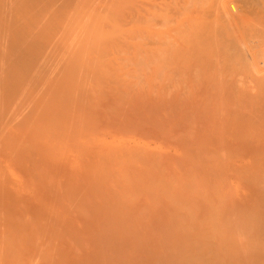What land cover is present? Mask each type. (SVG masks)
<instances>
[{"label": "bare ground", "instance_id": "1", "mask_svg": "<svg viewBox=\"0 0 264 264\" xmlns=\"http://www.w3.org/2000/svg\"><path fill=\"white\" fill-rule=\"evenodd\" d=\"M0 264H264V0H0Z\"/></svg>", "mask_w": 264, "mask_h": 264}]
</instances>
